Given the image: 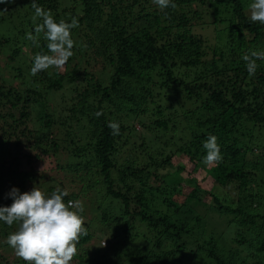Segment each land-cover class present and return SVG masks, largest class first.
I'll list each match as a JSON object with an SVG mask.
<instances>
[{
    "label": "trees",
    "instance_id": "1",
    "mask_svg": "<svg viewBox=\"0 0 264 264\" xmlns=\"http://www.w3.org/2000/svg\"><path fill=\"white\" fill-rule=\"evenodd\" d=\"M36 2L79 26L66 66L33 76L48 49L26 37L31 0L0 4V206L34 185L83 209L99 197L70 264H264V60L250 76L242 59L264 50L253 0ZM17 226L0 221V236Z\"/></svg>",
    "mask_w": 264,
    "mask_h": 264
},
{
    "label": "clouds",
    "instance_id": "2",
    "mask_svg": "<svg viewBox=\"0 0 264 264\" xmlns=\"http://www.w3.org/2000/svg\"><path fill=\"white\" fill-rule=\"evenodd\" d=\"M14 0H0V4H9ZM160 9L175 8L173 0H153ZM34 9L32 22L35 25L34 36L26 34L28 40L37 42L40 33L47 41V53L37 52L32 56L30 72L33 76L49 68L63 69L69 58L73 56L74 41L73 28L79 26L76 17L71 22L60 19L58 22L50 10L39 6L36 0H31ZM7 12V9L3 10ZM249 19L264 25V0H253L249 5ZM246 70L250 76L255 75L258 60H264V50H249L242 56ZM102 113H96L97 117ZM111 134H120V124L109 121ZM206 155L203 157L205 165L218 164L222 160L220 146L215 135H209L203 142ZM67 190L55 189L46 195L37 186L30 192L20 193L18 188H12L8 196L12 199L10 206H0V221L8 226L19 225L15 232L10 233L7 244L14 250L15 255L26 264H70L77 254V244L81 235H86L83 205L81 201L68 200Z\"/></svg>",
    "mask_w": 264,
    "mask_h": 264
},
{
    "label": "rangeland",
    "instance_id": "3",
    "mask_svg": "<svg viewBox=\"0 0 264 264\" xmlns=\"http://www.w3.org/2000/svg\"><path fill=\"white\" fill-rule=\"evenodd\" d=\"M195 29H196L195 31L197 33L199 32V33H202L203 35L209 36V37H211L212 32L214 33V30H213L212 27H210V28H206V26L204 28H202V27H195ZM136 127H138V124H136ZM173 161H175L177 163L180 160L176 157L175 159H173ZM52 163H53V160H50V161L49 160H46L42 164L44 166V165H52ZM24 167H26V166H24ZM64 181H67V178L64 179ZM95 197H96V195H94V193H93V195H90V196H88V197H86L84 199L87 206L83 209L84 212H85V214H82V216L84 217V221H88L90 223H91V219L93 218V215L90 214V210H91L90 209V205L92 206V202H95V201H96V204H97V202L100 200L99 197H96V199H95ZM208 199H209V197H208ZM92 208H93V206H92ZM18 227L19 226L13 227V231L12 232H15L18 229ZM88 228H89V230H93V226H91V225L88 226ZM12 232H10V233H12ZM6 238H7L6 236H0V253L4 257H7V258L10 259V261H12L13 260V257H17V256L15 255L14 250L9 245H7V246L5 245L4 246V244L6 243ZM104 240H105L104 238H99V243L100 244H102V243L104 244Z\"/></svg>",
    "mask_w": 264,
    "mask_h": 264
}]
</instances>
